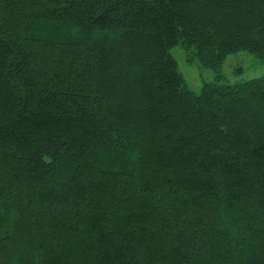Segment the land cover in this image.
<instances>
[{
  "label": "trees",
  "instance_id": "1",
  "mask_svg": "<svg viewBox=\"0 0 264 264\" xmlns=\"http://www.w3.org/2000/svg\"><path fill=\"white\" fill-rule=\"evenodd\" d=\"M240 51L264 64V0H0V264H264Z\"/></svg>",
  "mask_w": 264,
  "mask_h": 264
},
{
  "label": "rangeland",
  "instance_id": "2",
  "mask_svg": "<svg viewBox=\"0 0 264 264\" xmlns=\"http://www.w3.org/2000/svg\"><path fill=\"white\" fill-rule=\"evenodd\" d=\"M179 70L188 86L199 92L204 82L213 81L215 73L202 66L197 59L187 61L186 54L181 45L171 49ZM223 83H233L249 78L264 75V64H261L253 55L245 51L229 54L224 60L221 70Z\"/></svg>",
  "mask_w": 264,
  "mask_h": 264
}]
</instances>
